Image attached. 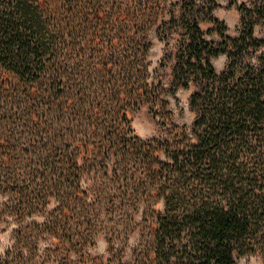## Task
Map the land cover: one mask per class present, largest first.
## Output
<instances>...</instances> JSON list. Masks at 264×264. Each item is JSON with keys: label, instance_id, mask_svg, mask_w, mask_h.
I'll return each instance as SVG.
<instances>
[{"label": "trees", "instance_id": "1", "mask_svg": "<svg viewBox=\"0 0 264 264\" xmlns=\"http://www.w3.org/2000/svg\"><path fill=\"white\" fill-rule=\"evenodd\" d=\"M177 4L165 19L159 0H0V264H80L136 214L152 221L146 264H264V56L247 60L264 2L241 7L235 37L216 0ZM158 21L184 31L168 89L147 60ZM191 86L190 126L166 123L163 93ZM142 105L160 124L146 139L128 116Z\"/></svg>", "mask_w": 264, "mask_h": 264}, {"label": "rangeland", "instance_id": "2", "mask_svg": "<svg viewBox=\"0 0 264 264\" xmlns=\"http://www.w3.org/2000/svg\"><path fill=\"white\" fill-rule=\"evenodd\" d=\"M178 0H159L163 9L165 19H168L170 12L179 15ZM217 6L212 14L226 26L225 34L235 37L242 29L241 18L243 5L253 8L261 5L264 0H216ZM260 14L255 16L254 37L264 39V17ZM245 17H249L246 14ZM159 21L148 32L150 49L147 60L149 70L157 80H160L162 87L168 89L172 80V67L175 61V52L178 42L182 39V28L166 25L157 28ZM200 27L205 32V38L218 43L221 38L212 21L202 19ZM83 48L88 49L84 45ZM84 49V50H85ZM264 56V46L251 51L248 61L258 65L259 57ZM85 58V57H84ZM211 63L216 72H221L227 65L226 53H220L211 58ZM193 86L189 88H178L175 92L166 91L162 99L167 101L169 116L164 119L179 127H189L194 113L190 110L188 100ZM130 125L134 133L141 139L155 136L159 133V119L154 117L148 105H142L139 109L130 111L128 114ZM160 207V203L157 204ZM152 221L142 219L138 214L134 215L133 221L127 222L122 228L123 232L116 239H109L106 233H100L95 244L86 249L83 257H79L80 264H146V257L150 251ZM12 243L11 227L0 224V255ZM235 264H263L260 254H245L235 257Z\"/></svg>", "mask_w": 264, "mask_h": 264}]
</instances>
